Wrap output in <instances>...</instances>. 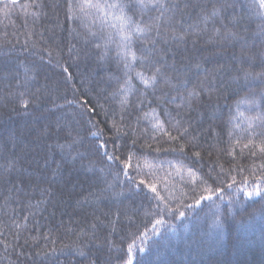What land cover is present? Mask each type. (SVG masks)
I'll use <instances>...</instances> for the list:
<instances>
[{"label":"trees","instance_id":"obj_1","mask_svg":"<svg viewBox=\"0 0 264 264\" xmlns=\"http://www.w3.org/2000/svg\"><path fill=\"white\" fill-rule=\"evenodd\" d=\"M80 2L78 18L67 20V0H0V264H119L133 239V264H264V200L239 191L264 185V137L259 121L250 128L248 120L261 108L237 107L264 93V17L250 10L252 0H167L179 4L166 15L185 35L158 45L171 85L149 90L151 103L137 106L133 91L122 105L116 93L126 77L115 42L101 59L115 30ZM214 7L219 15L205 23ZM157 14L129 12L145 21ZM228 31L244 39H221ZM206 75L226 88L222 97L202 91L191 106L171 102L199 90ZM154 117L163 128L153 127ZM105 141L117 159L105 155Z\"/></svg>","mask_w":264,"mask_h":264},{"label":"snow or ice","instance_id":"obj_2","mask_svg":"<svg viewBox=\"0 0 264 264\" xmlns=\"http://www.w3.org/2000/svg\"><path fill=\"white\" fill-rule=\"evenodd\" d=\"M12 4H16L17 0H11ZM40 5H37L39 7ZM88 8H94L98 12L101 13V18L105 19L107 23H109V26L115 30L114 33L109 32L105 42H104V53L101 56V59H103L105 56H107L108 53V47L109 44L115 42L116 43V56L118 57V63L123 64V68L125 71V80L124 83L120 85L119 87V93L121 95V104L127 105L128 104V97L133 93V91L139 92V97L137 99V106L144 104L146 101L148 103H151V101H148V92L151 90L153 93L156 91V89L160 86H170L171 85V77L168 76L165 69L169 67L167 60H166V51L163 47H160L158 45H166L170 41H179L183 42L185 40V35L178 34L176 29L174 27H171L172 25V18L167 17V13L170 10H175L179 8V4H169L167 3V0H135V4L130 6L129 3L126 2V0H113V2L109 3L108 0H88L87 3ZM135 7L139 9L141 13L144 12H156L158 13L154 17H150L149 20L145 21L143 19V16H141L139 19H133V16L129 15V12L132 11V8ZM185 7H188V5H185ZM66 19L67 20H75L77 19V13L76 10L79 9L80 11H83L84 5L80 2V0H76L75 3H73V0H67L66 4ZM255 10V15L264 17V12H261L260 9H264V0H259L257 3L256 0H252V4L250 5V10ZM220 13V9L213 8L211 11V16L205 14L203 16V20L205 23L211 17L218 16ZM33 15H37L36 13H33ZM233 22H236V17H232ZM176 23H179V21H176ZM259 27V33L264 39V23L258 26ZM216 35H220V30H215ZM92 36H95L96 33H90ZM113 35L118 37L116 41H113ZM233 39V40H243L244 38L241 36H238L237 33L228 31L225 32L224 35L221 37V39ZM87 42V41H85ZM139 43L142 47H140L137 50L133 49V45L135 43ZM96 47H101L100 44H97ZM71 51V49H70ZM264 55V53H262ZM137 62H139V68L140 70H137L133 67ZM144 69H147V74L144 71ZM67 71V69H65ZM219 71V69H217ZM135 72V79H137L140 84L143 85V91L136 89L134 85H132V79L131 73ZM259 75L264 76V72H261ZM252 76V73L250 71L245 70L244 72V79L247 80L249 77ZM205 80L202 81L199 85V90L196 88H193L187 92L186 95H181L178 98L176 96L171 97V102L177 103V107H180L182 105H189L191 106L193 102V98H199L201 95V92H211L213 90L219 91L221 93V97L224 94V91H226V88L224 90L218 89L215 87V77H209L206 75ZM166 95V94H165ZM20 96L22 97L20 104L24 109L29 108V100L23 99L24 93L21 92ZM167 102V101H166ZM71 103V102H69ZM245 104L250 110L254 108H261V111L258 112L254 117H249V127H253L254 124L259 121V127L261 128V131L258 133L260 137H264V107H261L262 104H264V93L261 94L260 99L253 97H245L243 100L237 102V107L240 106V104ZM84 104H87V101L84 102ZM156 109L153 108L150 110L151 113H155ZM95 109H88L87 113H94ZM148 115L147 113L145 114ZM242 116L243 113H240ZM123 119V117L121 118ZM155 123L153 124V127L156 129L163 128V123L159 120L158 117H154ZM89 123H91V120H89ZM180 121H177V124H179ZM93 127H96L93 125ZM173 128H175V125H173ZM113 129L117 133H119L120 129L117 125V123L113 122ZM179 131V129H176ZM188 131L187 128H184L183 131H180L179 134L183 136ZM169 136H171V133H167ZM71 135V132L69 133ZM92 136H97V131L91 132ZM172 139H176V137H171ZM77 142L75 139L73 140V143ZM109 141H105L100 145L101 148H104L105 155L108 156L109 160H115L117 157L114 155H108L107 153V145ZM111 143L115 146V140H112ZM264 143V142H262ZM61 149L64 148H71V144L67 145H58ZM248 145L246 144L245 147ZM261 153H264V146L260 147ZM197 156L200 154L197 152ZM73 159L76 157L73 156ZM131 155H129L128 160L125 161V164H130ZM264 168V165L261 166ZM10 170V169H9ZM127 174V173H125ZM141 183H144V181H141ZM233 183H235V178L233 177ZM232 185H228L229 188H231ZM153 192L156 191L155 187H152L151 189ZM220 189H217L219 191ZM239 191H244V194L246 196L252 197L254 194L256 196H260L261 200H264V185L256 184L253 186L251 191H245L244 189H240ZM210 197H201V199H208ZM199 203V201L197 202ZM187 207H193V205H188ZM180 216H183L184 213L180 212ZM26 220L27 217H24ZM157 223H161V221H157ZM93 229H95L96 225L94 224ZM155 227V226H154ZM0 235H3L2 232H0ZM82 235H84L82 233ZM95 232H93L92 237H95ZM90 237L89 239H92ZM95 242V241H93ZM143 242V241H142ZM108 246L109 250L113 247L112 241L108 240ZM97 247H101L100 244L97 245ZM136 247L135 240L128 244L127 246V252L124 256L119 257V264H133V249ZM139 251L143 252L144 249L141 247L139 248ZM77 252L79 255L84 256L85 252L82 248H77ZM88 264H97L96 259H90ZM103 264H110V260H104Z\"/></svg>","mask_w":264,"mask_h":264}]
</instances>
